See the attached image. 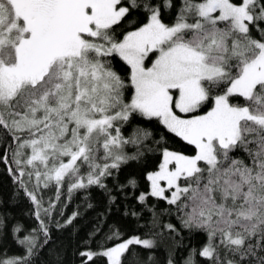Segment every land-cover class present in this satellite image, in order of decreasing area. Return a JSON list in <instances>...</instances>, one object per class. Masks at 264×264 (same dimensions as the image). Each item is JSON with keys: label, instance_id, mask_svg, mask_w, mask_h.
Masks as SVG:
<instances>
[{"label": "snow or ice", "instance_id": "snow-or-ice-1", "mask_svg": "<svg viewBox=\"0 0 264 264\" xmlns=\"http://www.w3.org/2000/svg\"><path fill=\"white\" fill-rule=\"evenodd\" d=\"M164 9L175 11L170 23ZM135 114L158 121L191 152L149 147L152 133L139 127L125 136ZM0 132L11 147L0 162L40 222L19 241L27 255L0 264H31L48 243L41 214L56 205L44 207L41 187L55 186L57 201L65 185L69 194L106 188L113 170L156 151L148 191L136 197L151 214L138 225L144 231L124 238L110 228L97 250L80 253L82 264H154L142 250L179 243L184 229L205 237L185 264L193 255L264 264V0H0ZM129 186L135 177L120 188ZM150 197L174 206L179 229L161 224L172 209L157 212ZM167 264H176L172 252Z\"/></svg>", "mask_w": 264, "mask_h": 264}, {"label": "trees", "instance_id": "trees-1", "mask_svg": "<svg viewBox=\"0 0 264 264\" xmlns=\"http://www.w3.org/2000/svg\"><path fill=\"white\" fill-rule=\"evenodd\" d=\"M163 16L165 22L170 23L174 19L175 11L164 9ZM134 18L138 21L143 19L138 13L134 14ZM253 35L258 37L259 34L254 32ZM113 66L122 75L126 71V66L119 61V58L113 62ZM122 69L124 71H121ZM137 127L147 129L152 133L150 139L145 141L149 147L160 149L172 146L176 150L191 152L190 146L181 143L169 134L158 121L154 119L149 121L138 114H135L130 122L124 125L122 131L125 136H128ZM162 136L166 143L165 141H161L159 145L153 143V141H160ZM5 148L8 149L10 155L9 142L4 140V135L0 132V153ZM135 150V146H125V151L130 155ZM160 159L159 151L145 152V155L139 160L129 161L122 165L119 171L113 170V176L103 180L106 188L92 185L69 194L67 185H65L61 188L58 201L56 200L55 186H50L47 189L41 187L39 195L43 197L44 207H48L49 201L54 202L56 207L50 216L41 214V219L48 227L49 241L29 257L31 264H82L86 258L81 257L80 253L89 247L93 251L97 250L98 242H101L104 235L108 234L110 228L113 227L119 228L124 233V238L141 234L144 230L138 228V225H143L150 219L151 214L143 208L136 197L141 192L148 191L149 185L145 179V173L154 170ZM8 167L9 165L0 162V259L26 256V246L19 241L32 234L33 229L40 228V222L34 214V204L23 189L14 182ZM130 177H135L137 180L136 188L129 186L121 189L120 185L127 184ZM29 188L31 189V185ZM111 197H115V200H112ZM147 203L149 206L156 205L157 212L171 208L172 214L163 213L160 215V222L162 225L173 223L178 229L180 228V221L177 218L179 214L175 212L174 206L155 197H150ZM132 211L141 212L143 219L137 221L136 217L129 214ZM74 212L79 215L73 219L71 224H66L65 222ZM17 227L20 228V231H16ZM98 228L100 231L94 237L90 236ZM43 239L44 236L40 234L41 242ZM204 240L203 235L189 234L188 230L184 229L176 237V241L179 243L168 240L153 250L142 251L145 257L149 254L152 255L154 264H167L170 252L174 254L176 264H185L192 249L201 248ZM110 245L111 242H109ZM137 250L140 251L139 246H137ZM191 259L193 264H208L204 257L193 255ZM88 264H93V262L90 261ZM94 264H105V260L104 258H95Z\"/></svg>", "mask_w": 264, "mask_h": 264}, {"label": "rangeland", "instance_id": "rangeland-1", "mask_svg": "<svg viewBox=\"0 0 264 264\" xmlns=\"http://www.w3.org/2000/svg\"><path fill=\"white\" fill-rule=\"evenodd\" d=\"M166 195H167V193H166Z\"/></svg>", "mask_w": 264, "mask_h": 264}]
</instances>
